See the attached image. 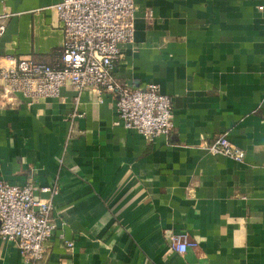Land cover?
Here are the masks:
<instances>
[{
	"label": "crops",
	"instance_id": "1",
	"mask_svg": "<svg viewBox=\"0 0 264 264\" xmlns=\"http://www.w3.org/2000/svg\"><path fill=\"white\" fill-rule=\"evenodd\" d=\"M59 1L0 0V57L59 64ZM120 49V83L171 97L166 138L116 123L91 87L0 102V180L59 189L36 264H264V0H136ZM221 134L242 162L208 150ZM172 233L196 247L172 252ZM0 264L30 263L0 240Z\"/></svg>",
	"mask_w": 264,
	"mask_h": 264
},
{
	"label": "built area",
	"instance_id": "2",
	"mask_svg": "<svg viewBox=\"0 0 264 264\" xmlns=\"http://www.w3.org/2000/svg\"><path fill=\"white\" fill-rule=\"evenodd\" d=\"M135 4L136 0H60L54 4L63 35L60 63L0 57V102L13 104L19 96L26 100L58 96L65 85L72 87L77 99L91 87L99 102L103 94L113 96L116 123L148 141L166 138L173 126L171 97L154 83L142 89L122 84L113 73L122 57L120 45L133 40ZM3 32L0 25V35ZM208 150L237 162L245 157L244 150L232 145L226 134L210 143ZM58 192L57 187L37 189L31 183L14 185L0 180V240L14 242L26 263L36 264L45 256L46 244L57 227L52 198ZM167 244L180 255L197 245L186 234L176 233L168 237Z\"/></svg>",
	"mask_w": 264,
	"mask_h": 264
}]
</instances>
